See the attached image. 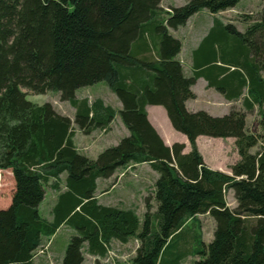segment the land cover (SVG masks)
Segmentation results:
<instances>
[{"label":"trees","instance_id":"trees-1","mask_svg":"<svg viewBox=\"0 0 264 264\" xmlns=\"http://www.w3.org/2000/svg\"><path fill=\"white\" fill-rule=\"evenodd\" d=\"M161 1L0 0V171L10 170L15 185L9 207L0 209V264H31L43 239L64 225L76 235L60 264H83V251L103 257L113 240L131 238L138 242L131 264H180L187 256H199L193 264H264V124L250 134L242 112L213 117L185 106L204 75L227 100H239L246 89V111L264 108V12L243 33L232 24L219 28L214 19L196 53L198 71L185 76L177 59L181 42L171 31L199 11L217 14L239 0H188L164 18ZM99 82L121 103L128 135L90 159L76 149L74 127L86 136L107 130L116 112L75 94ZM22 89L57 92L73 118L50 103L27 101ZM147 106L165 110L187 138L188 153L181 143H163ZM199 136L235 140L239 160L231 175L206 166ZM130 164H149L158 174L155 211L146 197L141 225L134 210L100 205L95 196L97 179ZM46 185L58 193L51 220L39 213ZM198 215L214 221L207 244L199 223L187 229Z\"/></svg>","mask_w":264,"mask_h":264},{"label":"rangeland","instance_id":"rangeland-1","mask_svg":"<svg viewBox=\"0 0 264 264\" xmlns=\"http://www.w3.org/2000/svg\"><path fill=\"white\" fill-rule=\"evenodd\" d=\"M188 0H162L160 4L161 8V16L164 18L166 13H170V9L180 7L184 5V3ZM264 12V0H239L237 4L225 11H221L216 15L215 18L221 20L222 22L231 23L235 29L239 32H245L246 28L251 25L253 22L258 21L261 17V14ZM213 17L206 15L205 12L200 11L197 17L191 19L186 24V28L189 31L185 33V44L189 43L193 45L196 38L197 40L200 38V35L203 33L204 28L210 24V21ZM201 22L194 31H192L193 26H195V21ZM203 24V25H202ZM183 34V29H179L175 36L181 37ZM232 36L231 34H229ZM264 76V75H263ZM25 92L26 100L36 104L42 105L44 103H50L53 108L59 112L60 114L67 116L69 118H73L74 110L73 108L67 103L62 102L59 98V95L55 91H47L44 94H31L27 90L22 89ZM244 95H246V89H244ZM108 90L107 85L104 82L97 83L92 88H86L78 91L77 99H86L88 102H92L96 99H101L104 104L110 106L113 110L117 108L116 105V97L115 95ZM206 96H200L196 102L191 103V107L195 108L196 110H204L209 115L213 117H221L223 115V110L220 106H225L227 109H234L235 111L242 112L245 115V127L248 133L250 134H260L262 125L264 124V108H254L250 111H246L245 107L242 105L243 97L239 100L234 102V105L231 107L227 102H224L220 99L218 95H213L212 98L219 99L218 103L208 104L205 101ZM221 100V102H220ZM115 131L114 133L110 134L111 137H114L118 134L117 129L113 128ZM95 132L91 135H87L88 138H84L83 134L79 135L77 128L74 127V132L78 135L76 136V142H78V152L82 155L89 157L90 159H95L96 156L102 151L103 146L109 143L108 141H103V137L105 133L101 130H94ZM212 137L201 136L200 139L197 141V149L198 152L202 153L203 155L207 156L208 160L211 163L219 162V152H223V163H231L233 161V146H230V141L226 140L223 142L224 146L221 144H215L214 141L208 140H215L211 139ZM211 142V143H210ZM108 148V147H106ZM105 148V149H106ZM190 148V147H189ZM257 147L251 150V153L256 152ZM200 153V155H201ZM202 157V156H201ZM203 159V158H202ZM235 164V163H234ZM207 166V165H206ZM233 166V165H232ZM231 166V167H232ZM208 167V166H207ZM230 167V168H231ZM157 174V173H156ZM65 177V174L62 175ZM124 176L123 172L120 173V177ZM122 179V178H121ZM125 179V178H124ZM115 183V180H113ZM135 185L126 186L123 188L121 185L117 187L113 192L110 194L101 197L98 201L100 205L118 208V209H131L134 210L138 219L139 225L142 224L143 221V214L145 211V204L144 200L146 197L149 198V206L150 211L154 212L156 203L152 198V188H153V181H154V174L147 168H138L137 172H134L131 176H129L125 182H130ZM10 177L7 173L0 172V196L1 200L5 201L10 193L11 190V183ZM64 180L60 178V185L61 188L63 187ZM113 185V184H112ZM139 186L141 188H139ZM103 188H99L101 190ZM128 190V191H127ZM129 190L131 192H139L141 193V200H143V204L141 201L138 200V196L131 195L128 193ZM101 190L100 193H102ZM127 191V192H126ZM129 195L130 199L126 196ZM126 194V195H124ZM57 195L48 185L45 186V199L42 202V205L39 209V213L42 217L47 220L52 219V209L54 205V198ZM123 197V198H122ZM226 203L229 205L231 209L236 207V201L233 197V193L231 191L227 192L225 196ZM200 224V233L201 238L204 244H207L212 237V232L214 229V221L212 218L200 216L196 218L192 222H189L187 225V229H193L197 227V224ZM76 235V231L68 226H61L57 232L51 236L49 239H43L42 246L35 251V256L32 260L31 264H60L61 259L64 255L65 249L71 239L72 236ZM192 244V241L189 239V245ZM138 246V242L131 238L127 243L123 244L118 241L113 240L109 247L108 252L103 257H94L88 255L85 251H83L84 262L83 264H131V259L135 254V250ZM199 256H187L185 259L181 261L180 264H193L194 261L198 260Z\"/></svg>","mask_w":264,"mask_h":264},{"label":"crops","instance_id":"crops-1","mask_svg":"<svg viewBox=\"0 0 264 264\" xmlns=\"http://www.w3.org/2000/svg\"><path fill=\"white\" fill-rule=\"evenodd\" d=\"M202 11L205 12L206 15H209L210 17H213V18L211 19L210 24H208L206 28L202 29V30H204L203 33L200 35V38L198 40L196 38V40H195L193 45H190L189 43L185 44V42H186L185 41V33H188V35H191V37H193L192 33L189 34V31L186 28V24L191 19H194V17H197V15L200 13V11L198 13H196L195 15H193L192 17H190L187 20V22H186V24L184 26H181V27L177 28L176 30L171 31L172 36L177 38L181 42V50H180V53L177 56V59L180 61L181 65H182L183 72H184L185 76H190L192 73L198 71L196 69V53L198 52V50L200 48L201 42L206 38L207 35H209L211 30L214 28V26H215L214 19L219 22V23H217V26L219 28L220 27L222 28L226 24H231L229 22H226V23L222 22L221 20L215 18L216 15L213 16L206 10H202ZM199 21H197V20L195 21V26H193L192 31H194V29H196V27L199 24H201V22H199ZM179 29H183V34H182L181 37L175 36V33ZM262 77H263V75H262ZM94 86L95 85H93L91 87H87V88H92ZM83 89H86V88H83ZM80 90H82V89H80ZM80 90H78V91H80ZM191 90H192L193 94L195 95V98L191 99V100H188L185 103L186 109L189 112L202 111V110H196L195 108L191 107V103L192 102H196L199 99V97L203 96V95L206 96L205 97V101H207L208 104H212L213 102L214 103H218L217 101L219 99H215L214 100L212 98L213 95H218L220 97V99L223 100L224 102H227V104H229L230 107L232 105H234V102H235V101L227 100L223 93L215 90V88L212 87L211 85L209 86L208 83H207L206 77L204 75H202L199 79H197L195 84L192 86ZM78 91L75 94L76 98H77ZM242 96H245L243 92H242ZM115 99H116L115 101L117 102L116 103L117 108L114 110L116 112V114L114 116V119L110 123V125H109L107 130H105V131L102 130L104 133L106 132L104 137L102 138L103 141H105V142L108 141L109 142L108 144L107 143L105 144L106 147L115 146L120 141V139H122L123 137L128 135V130L123 125V123H122V121H121V119H120V117L118 115V112L122 109V105L118 101L117 98H115ZM221 100H220V102H221ZM220 107L223 110V113H222L223 115L228 114L229 111L231 110V109L229 110V109L225 108V106H220ZM145 110H146V113H147V119H148L149 123L155 129V131L160 136V138L162 139L163 143L166 146L171 147L172 144H174V143H181V144L184 145L183 153L186 154V153H188L190 151V148H189L190 145H189V142H188L187 138L184 135L176 132L173 129V127L171 126V124H170V122H169V120L167 118L165 110L161 106H147V107H145ZM223 115H221V116H223ZM114 127L117 129L118 134L115 135L114 137H111L110 134L111 133L113 134L114 131H115L113 129ZM94 132L95 131H93L90 134L92 135ZM81 134L82 133L79 132V135H81ZM77 135L78 134L74 132V136H73L72 140H73V143H74L76 149L78 150V146H77L78 142H76V138H77L76 136ZM83 137L85 139L88 138V136H86V135H83ZM200 137L201 136H199L196 139V144H197V141L200 139ZM211 139H215V140H208V141H214L215 144H221V146H224V144H223V142H221V140H223V141L229 140L230 141V146H233L232 149L234 151V153H233L234 155H233V158H232L233 161L231 163H228L227 165H226V163H223V158L224 157H223V152L221 151V153L219 152V161H220V163L219 162L211 163V161L208 160L207 156L203 155L200 152L204 163L212 170H216V171L231 175V168L230 167L232 165H234V163H236L239 160V156L237 155L235 144H234L235 140L233 138H226V139L211 138ZM106 147L103 146V149H105ZM87 156L88 155H86V157ZM138 168H147V169H149L154 174V181H153V184H154L156 178L158 177V174H156V172H154L151 169L149 164H130V165H128V166H126V167H124L122 169L117 170L115 172V174L110 179H97V181H96V190H95V196H96L97 200L99 201L101 197H104V196L110 194L117 187H120L121 185L123 186V188H125L126 186H129L131 181L130 182H125V180L129 176H131L134 172H137ZM0 172L7 173V175H9L10 181H11L10 182L11 183V190H10V193H9L7 199L5 201H2L1 200V196H0V209H6V208L9 207V205L11 203V199H12V195H13V192H14L15 185H14V180H13L12 173H11L10 170L0 171ZM121 172H123V174H124V176H122V177H120V173ZM61 179L64 180V177L61 176ZM113 180H115L114 184H113V182H114ZM131 186H135V185H133L131 183ZM60 188H61V185H60ZM99 188H103V189H101V190H103L102 193H100L101 190H99ZM139 188H141V187L139 186ZM153 189H154V187L152 188V190ZM128 193H131V195H134V196H138V200L141 201L142 204H143V200L144 199L143 200L140 199L141 198V193H139V192H131V190H129ZM126 194H124V195H126ZM56 196L54 198V202L56 200ZM126 196L130 199L128 194ZM44 199H45V197H44ZM44 199H43V201H44ZM144 204H145V202H144ZM41 205H42V203L39 205V209H40ZM227 206L229 207L228 204H227ZM200 216L208 217V215H198L196 218H199Z\"/></svg>","mask_w":264,"mask_h":264}]
</instances>
